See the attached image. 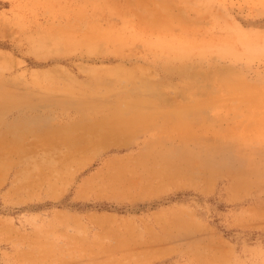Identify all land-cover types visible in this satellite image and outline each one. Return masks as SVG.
<instances>
[{"label":"rangeland","instance_id":"1","mask_svg":"<svg viewBox=\"0 0 264 264\" xmlns=\"http://www.w3.org/2000/svg\"><path fill=\"white\" fill-rule=\"evenodd\" d=\"M2 160L0 264H264V0H0Z\"/></svg>","mask_w":264,"mask_h":264},{"label":"bare ground","instance_id":"2","mask_svg":"<svg viewBox=\"0 0 264 264\" xmlns=\"http://www.w3.org/2000/svg\"><path fill=\"white\" fill-rule=\"evenodd\" d=\"M256 93V92H255ZM13 127V126H12ZM11 127V128H12ZM15 129V128H14ZM20 130V129H19ZM16 131V130H15ZM89 136V138H90V142H92L91 144H90V142H89V145H88V149L89 148H91V149H93V148H97L98 146H103L105 143H108V142H114V141H118V139L116 138V133L113 131V130H109V131H107L104 135H102V136H97V135H95L94 133L92 134V135H88ZM98 137V138H97ZM126 138V136H123V140ZM2 141V140H1ZM77 142H75V141H73V140H69L68 142H67V145L72 149V148H76L77 147V144H76ZM2 144H3V142H2ZM91 145V146H90ZM106 145V144H105ZM80 147H81V145H80ZM80 147H79V149H80ZM90 150V149H89ZM91 151V153H87L88 154V157L90 156V155H92V150H90ZM89 151V152H90ZM79 153L81 154V152L79 151ZM87 157V158H88ZM6 166V162H4L3 160L2 161H0V171L4 168Z\"/></svg>","mask_w":264,"mask_h":264}]
</instances>
